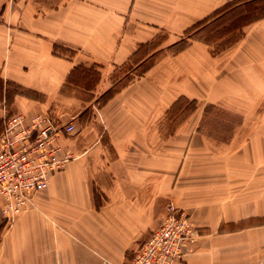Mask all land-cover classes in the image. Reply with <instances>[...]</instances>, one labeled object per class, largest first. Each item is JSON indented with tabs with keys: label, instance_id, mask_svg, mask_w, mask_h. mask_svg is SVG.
<instances>
[{
	"label": "crops",
	"instance_id": "0c3cea01",
	"mask_svg": "<svg viewBox=\"0 0 264 264\" xmlns=\"http://www.w3.org/2000/svg\"><path fill=\"white\" fill-rule=\"evenodd\" d=\"M162 1L154 7V2L142 6L144 0H0V77L29 91L15 95L13 108L28 120L51 113L75 126L59 137L61 153L71 155L64 168L49 174L48 187L28 201L12 225H3L0 217V264H124L158 226L169 199L200 232L183 264H228L218 255L226 243L219 242L260 226L245 220L264 215L263 195H240L249 183L239 178L201 175L202 159L211 152L207 136L179 132V139L188 137V147L162 142L155 149L154 122L181 85V95L208 90L211 103L241 112L263 106L264 17L245 25L237 50L216 57L204 50L183 52L210 63L208 71L201 61L176 68L173 75L182 76L180 81L193 75L190 85L183 79L171 88L164 77L146 75L77 130L79 99L65 88L74 90L73 75L82 65L100 66L101 78L87 90H105L106 76L152 37L154 25L186 27L233 0ZM158 7L161 16L155 18ZM139 8L147 12L141 20ZM57 44L76 52L58 53ZM230 183L234 189L227 191Z\"/></svg>",
	"mask_w": 264,
	"mask_h": 264
},
{
	"label": "rangeland",
	"instance_id": "374dc122",
	"mask_svg": "<svg viewBox=\"0 0 264 264\" xmlns=\"http://www.w3.org/2000/svg\"><path fill=\"white\" fill-rule=\"evenodd\" d=\"M233 1L186 27L154 25L152 37L140 42L133 55L125 62L116 65L111 74L106 76L109 87L105 90L102 88L95 92L87 90V87H95V81L101 78L100 66L82 65L84 69L73 75L74 90L70 89V85L65 88V93H73L75 98L79 99L77 130L88 119H92L94 114H100L108 101L123 88L135 80H140L141 77L148 75L159 80L164 77L170 87L174 88L179 87V82L183 79V83L187 81L188 85L193 82V75L190 73H186L181 81L179 79L182 76L173 75L178 66L187 64L193 67L194 62L201 61L203 71H208L209 60L184 57L183 52L204 50L216 57L225 51L237 50L241 39L245 36L247 20L257 13L253 12L254 6L247 4V0ZM151 2H154V7L159 3L163 4L162 0H144L142 6ZM144 14L147 15L146 10L139 8L138 19H144L146 17ZM153 14L155 18L161 16L159 7L155 8ZM174 14L176 11L172 12L171 16ZM61 46L60 51L66 55L71 56L76 52L74 49ZM202 80L209 83V75L203 72ZM179 88L176 89L177 97L170 105L163 112L155 115V149L160 148L162 142L164 144L169 142L171 148L177 145L188 147V137L179 139L177 133L183 132L186 136L194 132L203 133L208 137L207 146L211 154L207 153L202 159L204 166L201 175L225 181L242 179L249 184H245L243 191L239 192L240 195H251L261 199L262 195L264 196V104L245 108L247 110L241 112L242 108H227L211 103L208 90L199 93L191 89L190 95H181L183 85ZM17 93L29 94V91L0 77V133L7 119L18 113L12 106ZM179 99H181L179 104L174 106ZM177 179L176 175L173 185L176 184ZM231 183L230 187L226 188L227 191L234 189ZM169 202H172L171 199ZM167 204L166 202L164 207ZM257 221L260 223L259 227L243 228L239 233L225 236L226 239L219 242L223 246L226 243L225 250L218 254L220 260L223 259L228 264H264V224L261 225L264 222V215L258 219L249 218L245 223L250 225Z\"/></svg>",
	"mask_w": 264,
	"mask_h": 264
},
{
	"label": "built area",
	"instance_id": "2783aa9c",
	"mask_svg": "<svg viewBox=\"0 0 264 264\" xmlns=\"http://www.w3.org/2000/svg\"><path fill=\"white\" fill-rule=\"evenodd\" d=\"M12 3L15 0H4ZM72 122L53 114L28 120L20 112L10 116L0 133V217L10 225L28 201L44 191L49 174L62 170L70 154H62L59 137L74 131ZM200 236L189 214L169 202L158 226L124 264H183Z\"/></svg>",
	"mask_w": 264,
	"mask_h": 264
},
{
	"label": "trees",
	"instance_id": "16d2710c",
	"mask_svg": "<svg viewBox=\"0 0 264 264\" xmlns=\"http://www.w3.org/2000/svg\"><path fill=\"white\" fill-rule=\"evenodd\" d=\"M237 1H240V0H234L233 2H237ZM246 2H247V4H250V5L253 4L254 7L252 8V10H253V12L255 11L257 13L256 15H252L251 17H249V20H247V23H249L255 19L264 17V0H247ZM253 16H255V17H253ZM61 47H62L61 45L57 44L55 46V51H57L58 53H61V54H65V53H62L60 51ZM180 101H181V99L177 100L175 102L174 106L178 105Z\"/></svg>",
	"mask_w": 264,
	"mask_h": 264
}]
</instances>
